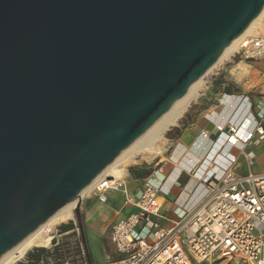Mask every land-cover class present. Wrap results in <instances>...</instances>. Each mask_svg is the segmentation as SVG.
Returning <instances> with one entry per match:
<instances>
[{
	"label": "water",
	"instance_id": "obj_1",
	"mask_svg": "<svg viewBox=\"0 0 264 264\" xmlns=\"http://www.w3.org/2000/svg\"><path fill=\"white\" fill-rule=\"evenodd\" d=\"M264 0H0V260L205 76Z\"/></svg>",
	"mask_w": 264,
	"mask_h": 264
},
{
	"label": "built area",
	"instance_id": "obj_2",
	"mask_svg": "<svg viewBox=\"0 0 264 264\" xmlns=\"http://www.w3.org/2000/svg\"><path fill=\"white\" fill-rule=\"evenodd\" d=\"M233 57L264 60V37L247 38ZM225 99L209 114L219 138L194 172L200 173L203 196L176 219L163 214V187L154 184L153 176L136 192L128 188L127 170L97 182L91 194L100 203L118 193L130 210L112 225L111 242L119 258L111 264H264V174L253 171L256 157L249 151L264 139V125L252 113L232 121L240 106L231 118L219 121L233 97ZM201 136L209 138L207 132ZM157 172L163 173L162 166Z\"/></svg>",
	"mask_w": 264,
	"mask_h": 264
},
{
	"label": "crops",
	"instance_id": "obj_3",
	"mask_svg": "<svg viewBox=\"0 0 264 264\" xmlns=\"http://www.w3.org/2000/svg\"><path fill=\"white\" fill-rule=\"evenodd\" d=\"M260 36L264 37V35ZM214 86L218 87L220 98L225 96L223 101L227 97H233L230 100L231 103H228L219 115V121L228 117L231 118L233 111L237 106H240L239 109L244 108L243 116L252 113L259 120H262L264 125V60H236L216 79ZM217 106H211L199 113L193 120L186 121V124L182 126H177L176 130L180 132V136L172 139L175 147L174 155L169 164L162 166L163 173L152 172L150 168L141 166L130 169L127 174L129 190L131 192L138 191L142 188L144 180L149 176H153L154 184L163 187L161 196L162 212L173 219L180 216L185 208L196 204L203 196V188L198 183L200 173L195 176L194 172L199 169L200 164L204 162L213 148V144L219 138V133L209 117V114L216 110ZM240 119L237 120L235 116L232 117L234 122H238ZM202 132H207L209 138L204 139L201 136ZM222 143L223 140L219 142V145H222ZM249 151L256 157L253 171L264 174V161L262 160L263 162L258 164L259 158L264 157V139L259 144L250 145ZM242 163L244 164L243 161ZM205 166H207V163L204 164L201 171L205 169ZM243 171H246V169L244 168ZM94 203L107 207L111 212L109 219L103 224H98V226L94 214H91ZM84 206L82 215L84 217L85 234L93 262L94 264H111L119 258L111 242L112 225L118 219L127 215L130 210L125 206L123 196L118 193L109 194L108 202L105 204L100 203L96 197H93L88 199ZM22 264H28V261L25 260ZM40 264L52 263L42 261Z\"/></svg>",
	"mask_w": 264,
	"mask_h": 264
},
{
	"label": "bare ground",
	"instance_id": "obj_4",
	"mask_svg": "<svg viewBox=\"0 0 264 264\" xmlns=\"http://www.w3.org/2000/svg\"><path fill=\"white\" fill-rule=\"evenodd\" d=\"M263 19L264 11L243 35L231 43L217 63L205 76L193 84L182 98L177 100L167 111H165L151 125V127H149L137 139V141L133 143L131 148L125 150L110 167H108L89 187H87V189L81 194L80 200L92 193L97 182L104 176L114 175L115 177H119L124 173L126 174V169L118 170V166L127 167L132 164L140 165L143 163H152L157 157L162 155L167 144V139L165 137L166 133L178 123L193 101L200 95V90H202L209 78L219 70L221 65L229 61L239 51L241 44L247 38L253 37L257 32L261 31L259 26ZM230 103L231 101H229V104ZM76 203L77 201L66 206L57 215L26 238L21 244L7 253L0 260V264H16L32 249L37 247L47 248L49 246V236L54 232L53 229L58 225L74 219L73 210H75Z\"/></svg>",
	"mask_w": 264,
	"mask_h": 264
},
{
	"label": "rangeland",
	"instance_id": "obj_5",
	"mask_svg": "<svg viewBox=\"0 0 264 264\" xmlns=\"http://www.w3.org/2000/svg\"><path fill=\"white\" fill-rule=\"evenodd\" d=\"M259 27L261 28V31L257 32V34L255 36L264 35V19L260 23ZM239 59L240 58H238V57H232L229 61L223 63L221 65V67L219 68V70L214 75H212L209 78L207 83L203 86L202 90H200V95L193 101L191 106L183 114L182 118L178 121V123L174 127L169 129V131L165 135L166 139L168 140V144H166L167 147L165 146L166 151L164 152L163 157H162V155H160L151 164L143 163V164H140V165L132 164L130 166H127V167H125V169L127 170V174H128V171L130 169L137 168L139 166H141L143 168H150L152 170V172L153 171L155 172L161 166H164L165 164H169L170 159L174 155L175 147H174V143H173L172 139H169L167 137V134H169L171 132V130H174V129L176 130L177 126H182L183 124H186V121L193 120L195 117H197L199 115V113H201L205 109H207V108H209L211 106L219 105V100H221V99L223 100L224 97L220 98L218 96L219 95V90H217L218 87L214 86L215 81H216L217 78H219V76L233 62H235L236 60H239ZM216 98H218V99L216 100ZM218 107H220V106H218ZM243 109L242 108L239 109L237 111V113L235 114V117H236L237 120L240 119L243 116ZM233 153L235 154L236 152H233ZM262 160L264 161V157L261 156L259 158V160H258V164H261L263 162ZM93 197H94V195H92L90 193L89 195L85 196L81 200V211L85 207L84 206L85 202L88 199H92ZM73 214H74V219L73 220H71V221H69L67 223L58 225V226H56L53 229L54 232L52 234H50V236H49V246L46 249H52L54 241L57 242V243L58 242L59 243H61V242L68 243V245L71 246L74 249L73 255L68 259V263L72 264V261L74 260L76 262V264H81V263H83V261H81L82 255L78 254V251L80 252V250L82 249V246H80L78 244V239L80 238V230L78 229V222H77V218H76L74 210H73ZM91 214H94V216L96 218L97 226H98V224L105 223L109 219V217L111 216V212L107 209V207L102 206L99 203H94V209H92ZM70 223H73L74 226L76 227V229L74 231L76 235L74 237H68V234H65V235L60 234L59 233V229L61 228V226L68 225ZM34 249H32V250H34ZM26 256L23 259H21L20 261H18L16 264H22V262L24 260H26Z\"/></svg>",
	"mask_w": 264,
	"mask_h": 264
},
{
	"label": "trees",
	"instance_id": "obj_6",
	"mask_svg": "<svg viewBox=\"0 0 264 264\" xmlns=\"http://www.w3.org/2000/svg\"><path fill=\"white\" fill-rule=\"evenodd\" d=\"M170 133L167 134V137L169 139H176L180 136V132H178L175 129L171 130ZM82 218L84 219L83 215H82ZM83 224H84V220H83ZM75 229L76 227L74 226V224L70 223L68 225L61 226V228L59 229V233L62 235L68 234V237H74L76 235L74 232ZM78 229H79V225H78ZM84 230H85V224H84ZM86 242H87V247L89 250L90 262L91 264H94L87 238H86ZM78 244L82 246V249L80 250V252L78 251V254L82 255L81 261L87 262V264H89L88 256L85 252V248H84V244H83V240L81 236L78 239ZM73 253H74V249L71 246H69L68 243H64V242L57 243L54 241L52 249H46V247H37L27 254L26 260L28 261V264H40L42 261H45V262L50 261V263L52 264H66L68 263V259L73 255ZM72 264H76V262L73 260ZM203 264H206V263H203Z\"/></svg>",
	"mask_w": 264,
	"mask_h": 264
}]
</instances>
